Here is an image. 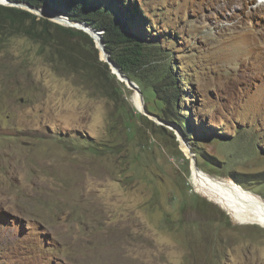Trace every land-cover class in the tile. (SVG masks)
I'll list each match as a JSON object with an SVG mask.
<instances>
[{"label":"rangeland","instance_id":"1","mask_svg":"<svg viewBox=\"0 0 264 264\" xmlns=\"http://www.w3.org/2000/svg\"><path fill=\"white\" fill-rule=\"evenodd\" d=\"M137 1L185 127L87 41L0 21V264H264V0Z\"/></svg>","mask_w":264,"mask_h":264},{"label":"trees","instance_id":"2","mask_svg":"<svg viewBox=\"0 0 264 264\" xmlns=\"http://www.w3.org/2000/svg\"><path fill=\"white\" fill-rule=\"evenodd\" d=\"M1 1V0H0ZM27 3L33 7L67 16L70 20L86 22L95 30H101V40L109 57L120 67L121 71L134 81L144 100L145 89H150L155 99L167 108V120H175L183 127L187 126L178 117H183L177 108L181 97L178 78L172 72L174 65L169 61L168 48L155 43L156 34L145 30L143 21L147 16L137 0H9ZM47 17L65 26L69 23L64 17L49 14ZM0 21L15 33L23 34L42 42L55 41L61 45L60 37L72 36L77 40L88 42L97 53L92 38L82 30L64 27L46 18L38 17L24 8L0 3ZM0 22V26H3ZM1 28V27H0ZM98 37L90 28L85 29ZM60 36V37H59ZM82 41V42H83ZM86 44V43H85ZM103 53V52H102ZM108 68V64L102 61ZM115 77L114 74H111ZM175 109L177 116H171ZM178 109V110H176ZM225 215V212L220 209Z\"/></svg>","mask_w":264,"mask_h":264},{"label":"water","instance_id":"3","mask_svg":"<svg viewBox=\"0 0 264 264\" xmlns=\"http://www.w3.org/2000/svg\"><path fill=\"white\" fill-rule=\"evenodd\" d=\"M0 3L1 4H6V5H10V6H16V7L24 8V9H26V10L32 12V13L38 14L39 16H42L44 18H47V15H49V14H55V15H58L60 17H64L67 20V22L69 23V25H68L69 27H74L75 29L82 30L83 32L87 33L93 39V41L95 42L94 36L91 35L90 33H88L85 29L86 28H90L91 30H93V32L99 38L98 39V43L95 42V46L101 52H103V55H104L103 56V58H104L103 60L108 64L109 68L111 69V72L116 75L117 79H119L120 81L124 82L127 85V87L133 89L134 91H136L138 93L140 108H141V110H144L143 97H142V93H141L138 85L134 81H132L126 74H124L121 71L120 67L109 57V52L105 50V48L103 46L104 43L101 40V36H102V31L101 30L93 29L86 22L78 21V20H70L65 15H62V14H59V13H55V12L49 11V10L44 9V8L33 7V6H31V5L27 4V3L12 2V1H9V0H1ZM113 68H114V70H113ZM182 140L185 141L184 138H182ZM193 159L195 160V156L194 155H193ZM195 167L197 168L196 164H195Z\"/></svg>","mask_w":264,"mask_h":264},{"label":"bare ground","instance_id":"4","mask_svg":"<svg viewBox=\"0 0 264 264\" xmlns=\"http://www.w3.org/2000/svg\"><path fill=\"white\" fill-rule=\"evenodd\" d=\"M94 174H97V173L95 172ZM100 174H101V173H100ZM103 175H104V174H103ZM99 176L101 177V175H99ZM103 178H104V177H103ZM96 179H97V178H96ZM97 180H98V179H97ZM97 180H96V181H97ZM94 184H95V183H94ZM100 185H101V184H100ZM106 185H107V184H106ZM96 186H97V185H96ZM98 187H100V186H98ZM102 190H103V189H102ZM95 191H96V190H95ZM98 191H99V190H98ZM101 192H102V191H101ZM112 205H113V204H112ZM115 205H116V204H115ZM112 233H113V232H112ZM107 234H108V232H107ZM95 236H96V235H95ZM115 237H116V238H115ZM115 237H114V238H115V243L117 244V246H118V245H121V235H120V233H119L118 235H116ZM114 238H113V239H114ZM108 239H109V238H108ZM122 239H123V238H122ZM111 240H112V239H111ZM123 240H124V239H123ZM98 241H99V240H97V243H98ZM112 241H113V240H112ZM112 241H111V243H112ZM95 242H96V241H95ZM104 242H106V244H108L106 240H104ZM104 242H103V243H104ZM109 242H110V241H109ZM82 243H83V242H82ZM92 243H93V242H92ZM92 243H91V244H92ZM101 243H102V241H101ZM79 244H80V243H79ZM82 245H84V244H82ZM82 245H80V246H82ZM87 245H88V244H87ZM93 245H94V244H93ZM98 245H99V244H98ZM108 245H109V244H108ZM76 246H77V245H76ZM112 246H113V245H112ZM78 247H79V246H78ZM90 247H91V246H90ZM93 247H94V246H93ZM96 247H97V246H96ZM102 247H103V246H102ZM102 247H101V250L105 252V250H104ZM108 247H109V246H108ZM109 248H111V247H109ZM122 248H123V247H122ZM82 249H83L84 253H87L88 251H90L89 245H88V246L85 245ZM111 249H112V248H111ZM116 250H117V249H116ZM111 252H112V250H111ZM117 252H119V251H117ZM107 253H108V252H107ZM115 253H116V252H115ZM117 255H118V253H117ZM107 256H108V255H107ZM118 256H119V255H118ZM118 256H117V257H118ZM101 262H102V264H112V263H111V260H109L108 258H106L105 255H104V257L102 258V261H101ZM115 263H116V262H115ZM140 263H141V262H140ZM140 263H139V264H140ZM136 264H138V263H136ZM141 264H142V263H141Z\"/></svg>","mask_w":264,"mask_h":264}]
</instances>
